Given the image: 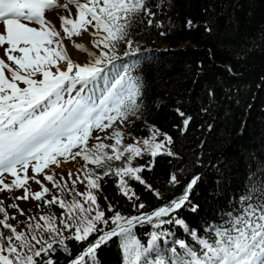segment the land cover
<instances>
[{"label":"snow or ice","instance_id":"obj_1","mask_svg":"<svg viewBox=\"0 0 264 264\" xmlns=\"http://www.w3.org/2000/svg\"><path fill=\"white\" fill-rule=\"evenodd\" d=\"M153 7L161 8V3L0 0V193L22 189L24 195L8 207L25 217L11 223L17 217L0 199V264H61L58 254H63V264H100L98 250L113 239L119 241L124 264H264V165L261 176L250 173L240 195L200 229L179 215L181 209L196 213L200 207L191 199L198 175L180 196L151 211H142L146 205L137 203L140 197L130 181L163 199L142 173L152 170L157 156L179 158L172 136L154 125L147 137L125 143L131 136L126 129L144 109L145 82L134 74L139 60L122 61L141 52L134 47L135 29L145 22L164 26ZM85 37L87 44L74 39ZM191 119L184 118L182 134ZM146 155L152 159L135 164ZM77 158L83 164L67 177L52 167ZM105 177L118 178L119 194L132 202L137 215L125 216L107 196L106 210L99 203ZM29 181L40 190L31 191ZM168 182L175 187L180 179L172 173ZM30 197L38 207L42 202L62 211L26 213L15 201ZM144 225L151 227L146 244L133 232ZM173 228L190 239L178 238ZM73 241L82 245L75 256Z\"/></svg>","mask_w":264,"mask_h":264},{"label":"trees","instance_id":"obj_2","mask_svg":"<svg viewBox=\"0 0 264 264\" xmlns=\"http://www.w3.org/2000/svg\"><path fill=\"white\" fill-rule=\"evenodd\" d=\"M157 2L161 3V8L153 7L157 12L155 19L164 26L158 28L155 23L148 26L145 22L135 29L134 47H139L141 52L122 61L139 60L134 74L145 82L144 109L139 119L134 118V123L126 129L131 136L125 143H133L132 137H147L149 128L154 125L172 136V150L179 158L157 156L152 170L142 173L163 193V199H157L138 182L130 181V184L140 197L137 203L146 205L142 211H151L180 196L185 185L198 175L200 180L191 199L200 207L196 213L181 209L179 215L191 227L200 229L206 220L214 222L211 218L218 210L240 195L250 173H255L253 178L261 176L264 165V0H168L166 6L163 0H150L151 5ZM208 27L211 32L206 31ZM122 52L123 48L118 54L122 56ZM178 108L185 117H192L183 134L185 117L178 114ZM150 159L146 155L137 158L135 164L143 165ZM172 173L180 179L175 187L168 182ZM29 174L32 175L31 169ZM117 179L104 178L99 203L105 210L107 202H111L125 216L137 215L132 202L119 194ZM30 182L31 191L36 186L35 191L40 190L34 181ZM77 188L81 192L85 190L79 183ZM20 191H5L3 199L9 215L17 217L10 221L13 224L25 219L16 209L8 207L14 197L24 195L23 190ZM104 196L108 197L107 202ZM47 198L51 199V195ZM15 202L26 213L37 216L49 211L59 215L62 211L55 205L45 207L42 202L38 207V202L31 197L26 202ZM106 215L111 213L106 212ZM172 230L178 238L190 239L182 229ZM150 231L148 225L133 229L145 244ZM70 244L73 256L82 250V245L74 241ZM58 255L63 264V254ZM98 258L100 264H124L119 241L113 239L102 246Z\"/></svg>","mask_w":264,"mask_h":264},{"label":"rangeland","instance_id":"obj_3","mask_svg":"<svg viewBox=\"0 0 264 264\" xmlns=\"http://www.w3.org/2000/svg\"><path fill=\"white\" fill-rule=\"evenodd\" d=\"M74 39H76V38H74ZM66 43H68V42H66ZM81 162H82V160L80 158H77V160L75 162H72V161H69V162H66V163H63L62 162L61 163V166L59 168H55V166H52V167H53V169L55 170V172L57 174H59V173L62 172L65 175V177H66V175L69 172V170H71L73 173H76L77 169H79L81 167ZM45 171L47 172L48 170L46 169ZM5 175L7 176V174H5ZM38 178L41 179V180H43V175L39 176ZM9 181H10V179H9ZM44 183H45V185L47 187H49V185H51V183H49L47 181H44ZM30 185H31V182L29 181V185L28 186H30ZM31 189L35 191L37 189V186L36 187H33ZM19 192H21V191L19 190ZM4 197H5V192L4 193H0V199L3 200ZM22 204H24V202Z\"/></svg>","mask_w":264,"mask_h":264},{"label":"bare ground","instance_id":"obj_4","mask_svg":"<svg viewBox=\"0 0 264 264\" xmlns=\"http://www.w3.org/2000/svg\"><path fill=\"white\" fill-rule=\"evenodd\" d=\"M76 40H77V42H84V43H88V37H85L83 40H80V38H76ZM70 46V45H69ZM77 55H81V57H82V54H78L77 53Z\"/></svg>","mask_w":264,"mask_h":264}]
</instances>
